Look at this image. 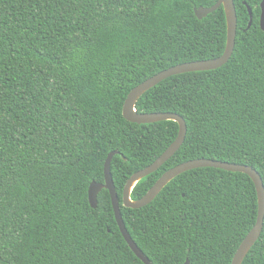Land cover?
I'll return each instance as SVG.
<instances>
[{
  "label": "trees",
  "instance_id": "16d2710c",
  "mask_svg": "<svg viewBox=\"0 0 264 264\" xmlns=\"http://www.w3.org/2000/svg\"><path fill=\"white\" fill-rule=\"evenodd\" d=\"M217 0H0V264H144L124 240L102 188L110 171L125 227L151 264H230L257 216L242 172L187 170L147 205L122 204L127 179L176 138L178 124H138L122 114L127 93L173 65L222 54ZM261 0H234L229 60L175 74L144 92L138 112H173L186 123L179 149L140 179V198L167 169L209 158L245 164L264 185V31ZM252 22L247 27L249 13ZM242 264H264V223Z\"/></svg>",
  "mask_w": 264,
  "mask_h": 264
},
{
  "label": "water",
  "instance_id": "95a60500",
  "mask_svg": "<svg viewBox=\"0 0 264 264\" xmlns=\"http://www.w3.org/2000/svg\"><path fill=\"white\" fill-rule=\"evenodd\" d=\"M220 6L223 7L225 20H226V43L224 50L221 55L205 59V60H194L189 62H183L166 68L147 79L143 80L135 87H133L126 95L122 114L124 118L128 121L135 122L138 124L152 123L162 120H173L178 124V133L176 138L171 142V144L149 165L144 168L134 172L126 181L123 191H122V204L125 207L139 208L150 203L162 190V188L174 177L190 169L199 167H215L224 169L231 172H242L247 174L253 181L256 193H257V216L253 227L242 239L238 245L230 264H242L245 256L253 246V244L259 238L261 231L263 229L264 223V185L262 178L258 171L253 167L245 164H236L232 162L213 160L209 158H196L184 161L177 164L166 171H164L161 176L152 184V186L138 199H131L130 194L133 186L143 177L149 175L150 173L156 171L162 164H164L175 152L179 149L183 143L186 135V123L183 117L177 113L173 112H138L135 109V105L139 97L149 90L151 87L158 84L160 81L166 79L169 76L180 74L184 72L192 71H204L212 70L224 65L232 55L235 46L236 29H237V15L234 0H217L213 5L204 7L199 6L194 8V13L197 18L201 19L207 16L209 13L213 12ZM260 15H259V27L264 31V0L260 1ZM249 13V20L247 27L251 25L252 22V11L250 7L247 6ZM117 151H111L107 155L104 165H103V175L104 181L102 183L92 181L89 184L87 195L88 201L92 208L97 206V195L102 188L108 190L110 194L111 204L114 212V217L119 227V230L130 247L133 253L144 263L151 264L147 256L144 255L142 250L133 241L130 234L128 233L125 224L122 219L119 198L113 183V179L110 171V164L114 154ZM185 264H188L186 261Z\"/></svg>",
  "mask_w": 264,
  "mask_h": 264
}]
</instances>
